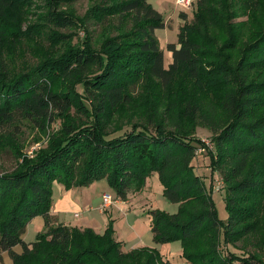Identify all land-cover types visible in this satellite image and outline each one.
<instances>
[{
    "label": "trees",
    "instance_id": "obj_1",
    "mask_svg": "<svg viewBox=\"0 0 264 264\" xmlns=\"http://www.w3.org/2000/svg\"><path fill=\"white\" fill-rule=\"evenodd\" d=\"M31 3L0 0V150L15 160L0 171V255L10 264H173L154 247L124 250L111 221L98 233L50 213L55 181L70 189L105 179L124 201L156 173L178 208L148 211L154 243L180 241L186 264H264V0H196L190 21L178 14L167 66L154 34L164 20L149 0L96 3L86 15L101 27L95 45L89 33L61 50L35 43L36 63L18 65ZM47 4L56 25L73 24ZM24 123L45 135L31 153ZM198 125L212 135L214 150L202 147L221 174L225 222L195 171ZM38 215L43 229L26 242Z\"/></svg>",
    "mask_w": 264,
    "mask_h": 264
},
{
    "label": "rangeland",
    "instance_id": "obj_2",
    "mask_svg": "<svg viewBox=\"0 0 264 264\" xmlns=\"http://www.w3.org/2000/svg\"><path fill=\"white\" fill-rule=\"evenodd\" d=\"M48 0H32L29 6L28 15L24 28L28 24L32 25V38L24 39L22 44L16 48L14 59L18 65H31L37 61L34 55V44H41L49 50H61L65 41H71L75 44H80L89 33L92 37L94 45L98 39V34L101 27L94 23L92 20L87 19L86 15L89 8L104 0H50L54 2L53 10L55 12H63L66 15H72L73 24L66 26H59L54 20L46 14L48 8ZM152 6L158 10L164 20V26L156 28L154 34L159 42L164 54V64L167 66L171 62V53L167 51L166 44L169 42L177 41L178 27L182 24L179 17V12L185 11L187 19H192V12L195 8L196 0L191 2L190 6L179 5L176 0H149ZM83 20V24L81 23ZM116 22V21H115ZM56 31L58 35H53L52 32ZM62 35V36H61ZM81 90L80 88H78ZM134 94L137 96L143 95V90L140 84L136 85ZM210 95L206 93L201 97V104L204 106L209 100ZM160 109L164 107L160 104ZM125 118H123L124 121ZM112 125V124H111ZM112 127V126H111ZM22 134H20V143L23 150L31 153L32 149L36 148L45 137L44 134L37 132V129L31 128L29 123L21 125ZM124 126L123 129H126ZM122 129V130H123ZM116 132L113 135H118ZM195 137L201 140L196 150V156L193 160L196 173H198L204 180L205 186L211 190L212 198L217 209L218 217L225 222L228 217V211L225 203V191L222 188L223 182L221 174L218 171L211 172L209 163L210 157L207 154L204 140H208L212 145V135L208 128L198 125L195 131ZM39 141L35 143L34 141ZM214 150V149H213ZM15 166V160L11 153L8 151L0 150V171H9ZM95 185L100 190H105L107 194L112 196V205L105 212L107 225L111 221L112 227L115 232V238L120 240L123 244V249H131V245L139 242V245L154 247L162 254L163 259H168L173 264H186L185 260L181 257V244L180 241H173L163 244L154 243L152 240V233L150 231V217L148 211L151 209H160L168 213H173L177 210L178 204L167 201L162 195V185L158 179L157 174L147 177L145 185L140 191H133L132 189L127 194L128 202H118L120 200L116 197L115 192L105 179L95 181ZM65 188L59 182H53L52 200L57 201V198L62 195ZM127 215H126V214ZM125 214V215H124ZM76 215V214H75ZM95 218L98 220L99 215L94 212ZM43 222V217L38 215L36 219L30 221L23 234V239L26 242L34 241L38 230L35 228L38 221ZM44 224V222H43ZM106 225V226H107ZM103 232L104 229H100ZM137 237H132L133 235ZM242 245L241 241L236 242ZM138 244L134 245L137 246ZM228 248L232 251L239 253L237 249L229 245ZM129 249V250H130ZM20 251L21 246L17 245L15 251ZM10 256L8 252H2L0 255V264H9Z\"/></svg>",
    "mask_w": 264,
    "mask_h": 264
},
{
    "label": "crops",
    "instance_id": "obj_3",
    "mask_svg": "<svg viewBox=\"0 0 264 264\" xmlns=\"http://www.w3.org/2000/svg\"><path fill=\"white\" fill-rule=\"evenodd\" d=\"M104 193L107 192L105 190L103 191L100 190L95 185V182L85 187H72L70 189H64L62 195H60L57 198L56 202H54L53 199L50 213L51 215H53V217L56 219L57 222H62L64 224L75 226L78 228L89 227L98 233H102L101 232L102 230L100 229H105L107 225V219H106L107 213L105 211L108 208H110L112 205V201H111V204L108 207L101 208L102 195ZM117 201L119 203L120 202L129 203L128 198L124 201L123 200H117ZM95 211L99 215L98 220L95 218L94 215ZM34 219H36V217H34L32 220ZM35 228L38 230V232L41 231L43 229V222H41V220L38 221L36 223ZM132 237H137V236L134 234ZM138 243L139 242H135V244H132L130 246L131 249L144 246V245H139ZM136 244L138 245L134 246ZM16 247L17 246H15L13 249L15 250Z\"/></svg>",
    "mask_w": 264,
    "mask_h": 264
},
{
    "label": "built area",
    "instance_id": "obj_4",
    "mask_svg": "<svg viewBox=\"0 0 264 264\" xmlns=\"http://www.w3.org/2000/svg\"><path fill=\"white\" fill-rule=\"evenodd\" d=\"M192 1L193 0H176L177 4H179V5H185V6H190ZM204 141H205V145H207L208 147H211L212 148V145L209 143L208 140H204ZM111 201H112L111 195L110 194H107V193H104L102 195L101 208L108 207L111 204Z\"/></svg>",
    "mask_w": 264,
    "mask_h": 264
}]
</instances>
